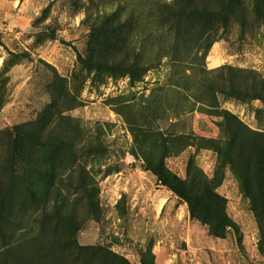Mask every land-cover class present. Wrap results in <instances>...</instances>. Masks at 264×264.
<instances>
[{
  "label": "rangeland",
  "instance_id": "obj_1",
  "mask_svg": "<svg viewBox=\"0 0 264 264\" xmlns=\"http://www.w3.org/2000/svg\"><path fill=\"white\" fill-rule=\"evenodd\" d=\"M234 1L242 11L236 20L225 15V24L204 36L166 24L159 6L177 0H0V264L50 263L36 254L46 243L41 213L17 202L5 175L23 171L29 178L27 161L60 163L71 161L70 154L91 177L99 208L98 215L86 211L88 198L76 188L80 173L66 170L60 189L63 205L77 209L79 245L103 247L129 264H156L160 250V264H264V239L228 167L218 174L216 192L236 229L218 239L149 173L148 164L164 154L160 143L130 131H173L171 117L179 114V132L207 127L200 112L214 101L204 86L217 89L221 68L254 71L264 81V0ZM103 55L109 67L135 60L149 70L135 81L125 72L98 71L94 63ZM216 101L251 129L264 130V103L221 95ZM207 120L214 130L223 127L221 117ZM190 160L212 178L216 156L203 142L164 162L185 179Z\"/></svg>",
  "mask_w": 264,
  "mask_h": 264
},
{
  "label": "trees",
  "instance_id": "obj_2",
  "mask_svg": "<svg viewBox=\"0 0 264 264\" xmlns=\"http://www.w3.org/2000/svg\"><path fill=\"white\" fill-rule=\"evenodd\" d=\"M200 1H202L201 4L196 3L195 0H177L174 7L160 5L159 11L162 16L166 17V24L171 22L174 27L203 32L204 36L216 31L217 24L221 22L225 24V15L236 20L237 12H242L234 0H211L213 5H204L203 0ZM115 30L110 29V31ZM99 31L101 33L109 32L106 27H99L97 32ZM103 46L107 45L103 44ZM108 59L107 55L98 57L94 63L96 64L95 69L125 72L133 81L142 78L149 70L148 65L139 68L135 60L123 61L124 67H109ZM111 64L114 66V60ZM217 72H219L217 78L220 80L217 89L211 85L204 86L212 94L214 103L212 105H209L210 102L203 103L204 108L200 113L222 118L224 124L219 128L222 138L204 139L190 134L175 133L172 130L165 132L158 130L150 133L148 129L136 126H132L130 131L132 134L141 133L144 140L154 138L160 143L164 154L157 164H148L149 173L156 179L158 185L164 187L187 205L192 220L206 226L209 235L218 239H224L229 230L235 231L236 229L234 222L226 212V199L216 192L219 182L218 174L221 172V168L228 167L238 180L243 194L248 198L250 210L261 231L262 239H264V130L251 129L235 114L220 109L217 101L215 104L216 95L243 104L252 101L264 103V81L254 71L227 67L221 68ZM203 74H208V71L203 70ZM2 104L0 96V106ZM192 112L195 110L191 109L188 113ZM179 116L180 114L171 118ZM60 119L64 121V118ZM195 140L203 142L213 149L216 161L212 178L200 171L193 160L188 162L185 179L178 177L165 165L166 158L177 156L189 147L198 148L200 142H198L199 145H195ZM34 143L38 144L36 140ZM58 143L62 145L59 139L56 144ZM169 147L173 151L168 152ZM138 148L142 159L148 161L145 156L146 150L140 146ZM63 149H60L61 154L66 158L68 155L63 153L67 148L63 147ZM175 149L177 150L174 152ZM70 157L71 161H61L60 163L56 161L46 163L41 160L27 161L26 163L23 161L22 164L25 163V166L29 167L31 173L29 178L23 177V171L20 174L5 175L7 179L11 180V188L17 202L19 200L21 204L28 203L31 209L41 213L39 228L41 237L46 235V243L36 250V254L50 262L49 264H129L122 257L103 247L78 244L76 233L80 230L81 223L77 209L74 207L69 209L63 205L66 203V199L60 189L66 170L75 168L80 173L76 188L85 198H88L85 204L86 211L98 215L99 208L95 198L90 196V193L94 192L91 177L80 161H75L74 155L70 154ZM141 264L145 263L141 262Z\"/></svg>",
  "mask_w": 264,
  "mask_h": 264
},
{
  "label": "crops",
  "instance_id": "obj_3",
  "mask_svg": "<svg viewBox=\"0 0 264 264\" xmlns=\"http://www.w3.org/2000/svg\"><path fill=\"white\" fill-rule=\"evenodd\" d=\"M201 117L203 118V122H208L209 123L207 127H202V129H200V128L197 129L195 127H192L191 129H189V132H185V131L179 132V130H176V128H177V122L180 123V121L183 120V119H180L182 117L173 119V121L170 123V126L172 127L173 132L179 133V134H190V135L198 134V135L203 136L204 138H210L211 137L212 139L213 138H216L217 137V134H218V138H222V132H221V130L219 128H215V130H214L213 129L214 127L212 126V124L207 120V116L201 115ZM160 249L161 248H159V250ZM154 254L156 256V264H160L159 263L158 256L161 255V250H160V252L158 254L156 252H154Z\"/></svg>",
  "mask_w": 264,
  "mask_h": 264
}]
</instances>
